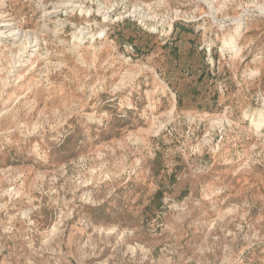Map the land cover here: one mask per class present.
Segmentation results:
<instances>
[{"label":"rangeland","instance_id":"374dc122","mask_svg":"<svg viewBox=\"0 0 264 264\" xmlns=\"http://www.w3.org/2000/svg\"><path fill=\"white\" fill-rule=\"evenodd\" d=\"M0 264H264V0H0Z\"/></svg>","mask_w":264,"mask_h":264},{"label":"bare ground","instance_id":"6f19581e","mask_svg":"<svg viewBox=\"0 0 264 264\" xmlns=\"http://www.w3.org/2000/svg\"><path fill=\"white\" fill-rule=\"evenodd\" d=\"M12 28V27H11ZM10 28V29H11ZM13 36H14V38L15 37H17V38H20L21 36H22V33H21V31H20V29H12L11 31H9ZM10 34V35H11ZM19 40V39H18ZM24 43V45L26 46V42H23ZM27 47V46H26ZM258 125H260L259 123H258Z\"/></svg>","mask_w":264,"mask_h":264}]
</instances>
